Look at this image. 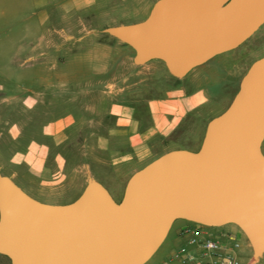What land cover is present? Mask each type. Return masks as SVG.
I'll list each match as a JSON object with an SVG mask.
<instances>
[{"label": "water", "instance_id": "obj_1", "mask_svg": "<svg viewBox=\"0 0 264 264\" xmlns=\"http://www.w3.org/2000/svg\"><path fill=\"white\" fill-rule=\"evenodd\" d=\"M264 23V0H156L136 22L103 32L133 62L161 60L181 78L234 49ZM264 55L228 106L206 124L197 150L170 149L128 178L116 200L89 176L68 203L38 200L0 171V254L10 264H144L176 219L235 225L253 261L264 254Z\"/></svg>", "mask_w": 264, "mask_h": 264}, {"label": "rangeland", "instance_id": "obj_2", "mask_svg": "<svg viewBox=\"0 0 264 264\" xmlns=\"http://www.w3.org/2000/svg\"><path fill=\"white\" fill-rule=\"evenodd\" d=\"M155 1L0 0V149L4 150V154L0 153L1 172L22 173L17 165L23 164L14 162L10 151H22L28 144L26 141L31 138L34 139L32 142L46 138L49 143H53L52 131L56 120L62 122L61 131L64 135L85 136L94 128V125L84 124L79 129L77 123L69 120L72 117L81 124L82 120L99 117L98 108L102 105L98 99L102 96V90L106 91L109 82L123 70L117 53H107L104 62H99L91 60L86 48L96 40L117 45L118 49L125 48V43L102 29L143 19ZM48 35L59 41L68 39L62 42L61 50H52L40 40ZM42 51L46 54L42 55ZM74 53L78 56H73ZM97 55H103L102 51L98 50ZM263 55L264 23L236 48L191 70L183 81L201 78L197 88L195 82L188 84L189 88L195 87L198 99L202 97L199 108L184 114L179 126L168 137H164L156 127L155 135L141 138L131 149L132 160L140 152L173 147L196 148L198 134L201 133L199 125H202L203 119L219 113L231 101L243 70L253 59ZM26 58H29V63L20 67L19 63ZM51 64L56 68H50ZM143 65L152 70H142ZM178 81L161 60L154 59L129 71L126 83L130 89L124 95L131 101L140 100V103H144L153 94L157 83L172 84ZM262 151L264 153V140ZM124 155L130 157L129 152L118 154L115 161L110 158L93 165L96 177L104 183L103 178L106 176L117 178L122 171L141 166V163L126 165L128 162H123ZM70 157L75 159L76 156ZM73 164H76L75 160L68 162V165ZM87 176V172L70 176L65 184L53 189L34 186L30 190L21 176L14 178V181L42 200L66 202L82 190ZM106 188L113 196L117 195H114L113 186L106 184ZM117 198L120 199L119 196ZM183 223L182 219L173 222L159 249L144 264H182L170 260V257L172 251L186 241V236L178 233ZM226 227L241 233L233 224L211 227V231L218 233ZM245 261L264 264V254L253 261L249 247ZM0 264H10L8 257L0 254Z\"/></svg>", "mask_w": 264, "mask_h": 264}, {"label": "crops", "instance_id": "obj_3", "mask_svg": "<svg viewBox=\"0 0 264 264\" xmlns=\"http://www.w3.org/2000/svg\"><path fill=\"white\" fill-rule=\"evenodd\" d=\"M148 13L149 11L147 12V15ZM67 39L68 37L65 40L67 41ZM40 40L45 42L46 48H50L52 50H61L63 46L62 42L65 41L61 39L60 41L56 40L51 35H48L44 38L42 37ZM125 46L127 47V49L126 47L118 49L117 45H114L109 42L105 43L96 40L93 44L88 45L86 48V52L89 53L88 56L91 57V60L95 59L99 62H104V57L107 53H117L120 57L119 62L121 63L123 70V72H120V75L116 74L114 80L109 82L108 86L105 88L106 91L104 89L102 90V96L98 99V103L102 105V108H98L100 112L99 117L95 119L93 118L82 120L83 123L81 122V124L79 123L78 119H74L71 117L69 120V122H73L74 124L77 123L79 129L84 124L94 125V128L89 131L88 134L85 136H78L75 134L64 135L61 131V128L63 127L62 122L56 120L54 122L55 128L52 131L54 134L53 143H49L46 138H40L32 142V140L34 139L31 138L26 141V143L28 144L27 146H24V149L22 151H19V149L10 151L12 155V160L14 162L17 161L16 163L18 164H23L17 165L18 168L23 171V174L20 172H2L3 174L8 175L13 180L14 178L20 176L23 177L27 187L30 188V190L33 189L34 186L41 188L52 187V189L54 187L57 188L63 183L65 184V180L70 176L75 177L79 173L83 172L88 173L87 177L92 176L98 181H100L94 173L93 165H97L99 164L98 162H102L104 160L108 161V159L110 158L111 160L115 161V157L118 154L121 155L129 152L130 157L128 155H124L122 157L123 162H125V164L128 162L126 165H137L138 163H141L139 164L141 166L122 171V173L118 174L117 178H114L113 176H106L105 178H103V180L105 181L104 183L100 181L105 187L106 184H108L109 186H113L114 195L115 193L117 195L112 196L116 200H119L117 196L121 198L123 189L130 175L137 169L141 168L142 166L159 156L160 154L175 148H187L190 150H197L199 148L207 122L212 117L221 113L228 106L230 101L226 103L224 108L219 113L203 119V121L201 122L202 125H199V130H201V133L198 134L199 142L196 148L173 147L163 150L156 149L152 151H146L145 153L140 152V154H136L134 160H132L131 156V149L136 146L137 142L140 141L141 138H148L152 135H155L156 127L160 131H162L164 137H168L174 131V129L179 126V122L181 121V118L182 116H184V114L199 108L202 97L198 99L195 95L194 89L195 87H198V83L201 81V78L193 77L188 81L183 80L186 76H188V73L194 68L203 66L215 56L224 54L225 52H228L230 50L219 53L214 57L210 58L209 60L193 67L186 75L181 78H178L179 81L176 83H157L153 94L148 96L145 99L144 103H140V100L134 102L127 99L124 95V92L130 89V85H127L126 83L129 71H131L134 67L138 66L133 62V49L127 44ZM98 50H101L103 55H97ZM41 54L45 55L46 52L42 51ZM73 56L78 55L77 53H74ZM28 59L29 58H26L25 61L20 62L19 66L23 67L27 65L29 63ZM148 62H151V60ZM144 64H147V62ZM51 66L52 67L50 68H56V66L53 64H51ZM143 66L144 67H142V70H152L147 65ZM247 68L243 70L241 77L243 76ZM189 82H195L197 86L195 85L194 88H189ZM204 121L206 122L203 126ZM43 132L47 133L46 130H44ZM112 147L114 148V150H110L112 149ZM3 151V149H0L1 154H4ZM74 155L76 156L75 159L70 157ZM74 160L76 162L75 165H68V162ZM25 191L31 196L37 198L38 200L49 202L38 198L27 190ZM81 191L78 192L72 199L66 202L49 203L71 202L81 193ZM226 231H233L237 233L238 237L242 241V252H240L241 259L243 262H247L245 261V257L249 252V247L245 239H243L241 233L229 227L220 230V232Z\"/></svg>", "mask_w": 264, "mask_h": 264}, {"label": "built area", "instance_id": "obj_4", "mask_svg": "<svg viewBox=\"0 0 264 264\" xmlns=\"http://www.w3.org/2000/svg\"><path fill=\"white\" fill-rule=\"evenodd\" d=\"M178 233L186 241L171 253L182 264H251L241 259L242 241L236 232L214 233L211 227L184 220Z\"/></svg>", "mask_w": 264, "mask_h": 264}, {"label": "trees", "instance_id": "obj_5", "mask_svg": "<svg viewBox=\"0 0 264 264\" xmlns=\"http://www.w3.org/2000/svg\"><path fill=\"white\" fill-rule=\"evenodd\" d=\"M239 230V229H238ZM241 232V231H240Z\"/></svg>", "mask_w": 264, "mask_h": 264}]
</instances>
